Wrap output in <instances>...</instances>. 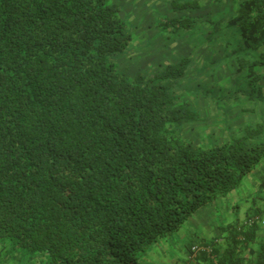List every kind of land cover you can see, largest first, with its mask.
<instances>
[{
	"label": "trees",
	"instance_id": "trees-1",
	"mask_svg": "<svg viewBox=\"0 0 264 264\" xmlns=\"http://www.w3.org/2000/svg\"><path fill=\"white\" fill-rule=\"evenodd\" d=\"M197 1L160 24L178 54L125 71L119 0H0V264H156L198 211L246 203L215 219L223 240L179 248L264 264V0ZM206 102L221 134L194 139Z\"/></svg>",
	"mask_w": 264,
	"mask_h": 264
},
{
	"label": "rangeland",
	"instance_id": "rangeland-1",
	"mask_svg": "<svg viewBox=\"0 0 264 264\" xmlns=\"http://www.w3.org/2000/svg\"><path fill=\"white\" fill-rule=\"evenodd\" d=\"M170 1L171 0H119L123 6L122 15L126 16V19L129 22L128 24L132 26L133 31L135 30V41H140L138 43V48L141 49V51L133 52L132 54L135 56L131 55L132 59L127 60L128 62H121V66L125 68V71H132L134 70L133 68H136L137 66L139 67V70H148L151 58L154 63H158L162 60L164 61L162 57L163 54L179 53V49H176V47L184 45L182 44V38L174 37V33H171L169 29H161L160 27V24L165 22L166 18H171L176 13V11L171 8H167V5H170ZM212 1L213 0H198V5L201 7L197 12L198 15H206L207 13L214 11L215 7L210 6ZM238 1L239 0H237V2ZM224 2L226 5H232V0H225ZM146 52H149V56ZM128 74L130 75V73ZM202 117L203 119H206V121L203 122L200 127H197V129L195 128L196 130H187L185 134L198 140H201L212 133L215 135L221 134V126L218 124L219 120L217 119L218 112L211 104L206 102L202 105ZM202 127H205V130H207L204 135L202 133ZM248 207L249 204H242L237 211V216L231 212L228 213L223 207L219 209L214 218L210 217V209H206V211H208L205 214L206 220L203 219L204 216L202 217V215L197 217L194 215L191 225L195 231L194 233H199L197 240L200 242L198 244L205 245V243L216 238L223 240L225 235L223 236L220 230L210 225V220L225 218L226 223H232L235 219H238L239 222H243L246 216L245 210ZM174 241L176 245L178 243L185 244L188 241V236L183 237L177 233ZM168 244L170 243L168 242ZM164 248L156 247V249L150 253L152 258H156V264H194L195 259L190 258V255L185 249L171 252L170 250H172L173 245H169L168 248L165 246ZM210 260H214L212 261V264H217L216 258Z\"/></svg>",
	"mask_w": 264,
	"mask_h": 264
},
{
	"label": "crops",
	"instance_id": "crops-1",
	"mask_svg": "<svg viewBox=\"0 0 264 264\" xmlns=\"http://www.w3.org/2000/svg\"><path fill=\"white\" fill-rule=\"evenodd\" d=\"M252 195V193L249 191V189H247V188H243V190H241V191H237L236 193H235V196H237V200L239 199V198H245V197H249V196H251ZM252 197V196H251ZM210 210H211V213H210V217L211 218H214V217H216V213L218 212V210L220 209L219 207H216V208H209ZM208 211H206V209L204 208V209H202V210H200V211H198V213L197 214H195L196 215V217L197 216H201L202 215V217H203V219L204 220H206V217H205V214L207 213ZM209 216V215H208ZM210 225H212L213 227H217L219 224L217 223V221L215 220V219H213V220H210ZM218 224V225H217ZM194 233L195 231H194V229H193V227H192V225H190L189 227H186V229L184 230V232H182V236L184 237V236H189L190 235V233ZM180 247V244L179 245H177V246H173V251H180V250H182V249H185V247L184 248H179ZM210 262H211V264H212V260H210ZM204 264H206V263H204Z\"/></svg>",
	"mask_w": 264,
	"mask_h": 264
},
{
	"label": "built area",
	"instance_id": "built-area-1",
	"mask_svg": "<svg viewBox=\"0 0 264 264\" xmlns=\"http://www.w3.org/2000/svg\"><path fill=\"white\" fill-rule=\"evenodd\" d=\"M260 219L256 216V217H253V218H250L248 221H247V225L248 226H252L254 224V222H257L259 221ZM260 224L262 226H264V220H262V222L260 221ZM191 252V256L192 258H195L197 255H199L200 253H206V254H211L212 253V249L210 247H207V246H198V245H195L191 248L190 250Z\"/></svg>",
	"mask_w": 264,
	"mask_h": 264
},
{
	"label": "clouds",
	"instance_id": "clouds-1",
	"mask_svg": "<svg viewBox=\"0 0 264 264\" xmlns=\"http://www.w3.org/2000/svg\"><path fill=\"white\" fill-rule=\"evenodd\" d=\"M200 254H201V253H200ZM200 254H199V255H200ZM205 254H206V253H205ZM189 255H190V258H192L191 254H189ZM199 255H197L196 257H198ZM196 257H195V258H196ZM209 257H210L211 259H214V257L212 256V253L210 254Z\"/></svg>",
	"mask_w": 264,
	"mask_h": 264
}]
</instances>
